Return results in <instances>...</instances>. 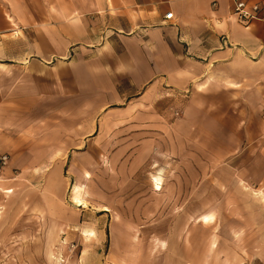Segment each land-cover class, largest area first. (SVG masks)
<instances>
[{
  "label": "crops",
  "instance_id": "crops-1",
  "mask_svg": "<svg viewBox=\"0 0 264 264\" xmlns=\"http://www.w3.org/2000/svg\"><path fill=\"white\" fill-rule=\"evenodd\" d=\"M262 103L264 19L241 23L231 0H0V204L18 179L59 177L67 145L120 110L147 115L134 125L145 130L172 114L171 153L186 146L182 160L195 162L198 147L212 165L203 177L218 169L254 186L264 179Z\"/></svg>",
  "mask_w": 264,
  "mask_h": 264
},
{
  "label": "rangeland",
  "instance_id": "rangeland-1",
  "mask_svg": "<svg viewBox=\"0 0 264 264\" xmlns=\"http://www.w3.org/2000/svg\"><path fill=\"white\" fill-rule=\"evenodd\" d=\"M172 116L145 130L134 125L147 115L102 114L91 137L67 145L59 177L18 179L0 204V264H264V179L203 177L210 165L198 147L195 162L182 160L186 146L171 153ZM74 185L85 206L71 202Z\"/></svg>",
  "mask_w": 264,
  "mask_h": 264
},
{
  "label": "built area",
  "instance_id": "built-area-1",
  "mask_svg": "<svg viewBox=\"0 0 264 264\" xmlns=\"http://www.w3.org/2000/svg\"><path fill=\"white\" fill-rule=\"evenodd\" d=\"M232 12L238 21L241 23L249 22L253 19H264V9H261L257 4L248 5L246 0H231ZM262 14L260 16L259 14ZM172 14L168 12L165 15L166 19H171ZM262 113H264V103L261 106ZM9 164V156L7 154H0V173Z\"/></svg>",
  "mask_w": 264,
  "mask_h": 264
},
{
  "label": "bare ground",
  "instance_id": "bare-ground-1",
  "mask_svg": "<svg viewBox=\"0 0 264 264\" xmlns=\"http://www.w3.org/2000/svg\"><path fill=\"white\" fill-rule=\"evenodd\" d=\"M79 187L78 186H74L73 187V191H74V196L72 197V203L75 206H85L86 205V201L85 199H82L81 197L78 196V192H79ZM109 208L106 206H103V210L105 211H109ZM207 219V218H206ZM48 246V245H47ZM53 250V249H52ZM51 251V250H50ZM63 263V262H62Z\"/></svg>",
  "mask_w": 264,
  "mask_h": 264
}]
</instances>
